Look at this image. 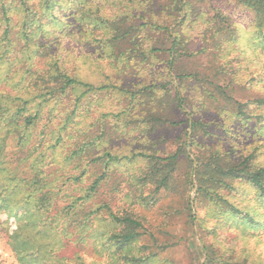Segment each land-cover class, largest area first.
Instances as JSON below:
<instances>
[{
  "label": "trees",
  "instance_id": "1",
  "mask_svg": "<svg viewBox=\"0 0 264 264\" xmlns=\"http://www.w3.org/2000/svg\"><path fill=\"white\" fill-rule=\"evenodd\" d=\"M228 1L253 14L264 47V0ZM193 2L0 0V215L6 217L0 229L18 264H95L84 257L93 254H108L112 264H157L159 248L154 252L141 244L143 238L157 244L144 217L114 202L121 193L124 204L134 198L151 205L150 196L176 185L181 162L188 170L184 183L193 186L194 177V202L206 210L197 217L191 214L194 203L186 202L191 233L195 223L200 228L207 219L259 227L250 212L228 199L234 184L244 182L264 203V168L254 165L253 156L232 163L210 150L194 160L187 155V148L197 146L198 130L206 127L192 119L193 101L185 93L189 83L200 84V108L225 112L232 107V116L250 118L246 105L232 100L228 85L220 83L227 69L216 63L239 43L238 31L229 16L216 10L204 17ZM63 13L74 18L96 61H106L111 75L105 81H85L77 69L66 67V56L50 51V36L65 27L58 16ZM199 21L209 26L202 42L210 39L219 52L226 44V54L191 47L182 26L189 23L193 30ZM202 54L212 58L207 73L180 68ZM109 94L120 107L87 121L91 107L101 105L99 96ZM254 104L264 106V101ZM162 129L177 132L174 151L155 149ZM127 136L132 151H115V141ZM10 143L14 155H8ZM119 176L126 186L112 181ZM147 189L151 192L144 196ZM66 248L72 251L69 258L61 255ZM206 264L214 261L208 258Z\"/></svg>",
  "mask_w": 264,
  "mask_h": 264
},
{
  "label": "rangeland",
  "instance_id": "2",
  "mask_svg": "<svg viewBox=\"0 0 264 264\" xmlns=\"http://www.w3.org/2000/svg\"><path fill=\"white\" fill-rule=\"evenodd\" d=\"M193 1L196 10L203 13L204 17L210 18L216 10L229 16L238 31L240 41L233 47L232 52L227 53L226 44L220 46L219 52L211 44L210 39L207 45L202 42L201 34L206 33L209 26L200 21L192 26L193 30L189 29V23H184L182 26V30L186 33L185 37H190L193 41L191 47L194 50L208 47L217 56L226 53L229 55L226 59L216 62L218 65H225L227 69L226 76L220 83L228 85L227 91L232 100L246 105L244 111L250 115V118L243 120L241 117L232 116L231 113L236 111L232 107L224 109L225 112L219 111L214 106L208 109L200 108L198 104V101L202 100L200 84L189 83L185 93L193 101L192 119L201 121L206 127L204 131L198 130L197 146L187 148V155L194 160V155H201L206 150H210L217 152L232 163L252 155L254 165L264 168V106L258 107L254 104L258 100L264 101V47L256 38L253 14L228 0ZM58 16L64 20L65 27L61 32L50 36L49 40L52 41L50 51H59L58 53L66 56V67L69 70L77 69L85 81L94 84L105 81L106 77L111 75L106 61H96L98 55L95 54L92 45L81 42L80 37L82 36L74 18L69 13L58 14ZM208 36L209 33L206 37ZM211 59L206 54L195 55L184 60L180 68L185 72L207 73L210 71L209 67L213 66ZM2 88L3 86L0 90ZM99 99H101V105L91 107V118L89 117L87 121L98 117L102 112L109 110L113 112L120 107L117 106L114 95H100ZM224 103L220 99V104L224 106ZM181 119L183 120L182 128L185 129V118ZM176 135L177 132L174 130L168 132L162 129L154 141L155 149L160 153L174 151ZM130 140L127 136L125 140L115 141V151H132L134 147L127 146ZM7 151L8 155H14L17 152L13 143L9 144ZM185 173L188 174V170L181 162L175 177L176 185H172L168 191L150 196L153 199L151 205L138 200L134 202V198H131V205L124 204L121 201L123 196L121 193L117 195L114 202L116 205H125L136 215L144 217V227L153 233L157 244L153 245L148 238H143L141 244L150 245L154 252H156V247L159 248L157 264H206L208 258L212 259L214 264H221L223 261L233 264H264V203L256 198V190L244 182H237L228 199L241 211L251 213V217L258 222L257 229L253 230L240 225L237 220H234L236 224L230 226L231 224L224 219H207L200 228H197L195 223L192 227L193 233H191L190 226H188L189 212L186 202L194 203L191 214L194 213L197 217L203 218L206 210L203 203L199 205L194 202L197 184L194 177H192L193 186L184 183ZM115 180L120 181L122 187L125 185L123 184L125 178L119 176L112 179V181ZM150 192L151 189L145 190L144 196L149 195ZM169 208H171L170 214H166L165 211ZM104 215L106 216L105 213ZM5 218L4 215H0V221ZM163 244L168 247H163ZM71 253L72 251L66 248L61 255L69 258ZM84 257L87 263L112 264L108 254L85 255ZM0 264H18L1 229Z\"/></svg>",
  "mask_w": 264,
  "mask_h": 264
}]
</instances>
